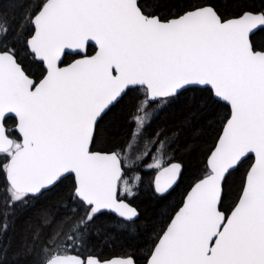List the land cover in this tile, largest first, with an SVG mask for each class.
<instances>
[{
    "label": "snow or ice",
    "instance_id": "6c2138e0",
    "mask_svg": "<svg viewBox=\"0 0 264 264\" xmlns=\"http://www.w3.org/2000/svg\"><path fill=\"white\" fill-rule=\"evenodd\" d=\"M0 264H264V0H0Z\"/></svg>",
    "mask_w": 264,
    "mask_h": 264
},
{
    "label": "trees",
    "instance_id": "16d2710c",
    "mask_svg": "<svg viewBox=\"0 0 264 264\" xmlns=\"http://www.w3.org/2000/svg\"><path fill=\"white\" fill-rule=\"evenodd\" d=\"M140 200H143L142 207H144L146 211L149 214H151L153 210V202L148 198L147 191L141 194ZM114 236L116 237V239H115V242L112 244L105 246L102 240L99 242L98 250L102 251L104 255H112V254L118 255L122 251H125V250L130 251L131 249L128 247L129 245H131L132 247H137V246H139L140 248L145 247L143 239L138 238L136 240H131L118 233H114Z\"/></svg>",
    "mask_w": 264,
    "mask_h": 264
}]
</instances>
